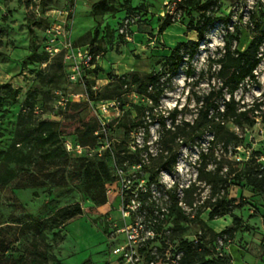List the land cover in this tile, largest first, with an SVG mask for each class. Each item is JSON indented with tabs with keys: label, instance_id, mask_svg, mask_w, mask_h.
I'll return each instance as SVG.
<instances>
[{
	"label": "rangeland",
	"instance_id": "374dc122",
	"mask_svg": "<svg viewBox=\"0 0 264 264\" xmlns=\"http://www.w3.org/2000/svg\"><path fill=\"white\" fill-rule=\"evenodd\" d=\"M99 1L78 0L73 4L68 0H41L40 10L36 11L33 0H0V86L10 88L0 90V255L5 264H33L34 247L56 259L47 264H129L115 251H125L130 246L138 257L135 264H150L138 249L154 256L152 264H176L180 256L176 238L179 231L155 235L156 224L171 222L178 207L189 215L215 200L209 199L207 187L196 181L197 158L207 148L209 136L181 146L174 169L163 171L155 180L139 166H131L128 155H122L117 178L105 182L106 203L96 205L86 189L80 188L79 168L85 162L94 166L97 160L115 168L104 130L97 132L102 135L95 145L82 149L80 154L70 153L64 147L67 141L74 140L71 135L61 136L58 143L39 149L31 136L19 141L22 125L17 116L20 111H27L25 101L29 93L33 94V126L45 120L58 123L68 119L65 106L69 102L87 103V109L76 108V112L84 116L91 111L101 126H115L111 139L118 146H126L132 152L136 144L154 152L161 123L166 127L172 123H192L197 108L195 96L208 92L210 86L220 85L215 76V61L221 57L224 43L236 35L235 30L238 41L231 43L239 51L260 35L264 29V0H219L214 15L223 18L231 14V20L227 25L216 23L190 68L183 63L170 81H166V69L161 64L177 42L196 40V34L186 32L185 25L195 23L198 15L175 11L174 24L157 36L165 16L164 4L169 0H105V5L92 16L90 6ZM65 8L72 12L66 31L73 44L90 43L102 55V72L87 74L81 84H73L65 76L57 77L58 54L47 53L48 44L45 46L42 40L43 24L55 22L54 11ZM37 21L42 23L33 26ZM94 31L97 35L92 41ZM32 42L37 46L38 58L47 54L44 63L40 64L35 56L25 59ZM15 51L26 52V56L15 57ZM260 54L264 55V45ZM186 70L192 72L190 77ZM132 71L164 74V92L157 105L125 87L120 95L109 100L93 101L87 97L86 82H90L92 92H99L109 83L108 74L119 78ZM255 75L256 83L244 82L234 94L235 101L240 105L262 104L260 108L264 110V61ZM10 90L19 93L13 98ZM136 108L144 110V115L140 116L141 123L133 125L138 118ZM118 123L134 126L127 144L123 140L124 127L118 128ZM226 127L244 139L235 151L228 148L230 160L247 161L255 153L257 162L264 165V121L256 119L253 127L237 128L231 123ZM63 150L65 155L61 154ZM50 155L53 156L49 158ZM211 167L209 164L207 170ZM192 184L194 187L185 195ZM228 196L244 204L233 211L242 226L231 234L218 235L231 225L232 219L224 216L209 221L206 209L200 219L217 235L207 233L205 237L212 248L210 257L218 258L221 264H264V197L236 187L229 188ZM77 205L82 215L53 230L41 227L61 210ZM168 226L169 223L163 228ZM181 226L185 228L183 240L195 241L200 235L193 223L182 222ZM129 235L134 236V244H129Z\"/></svg>",
	"mask_w": 264,
	"mask_h": 264
},
{
	"label": "trees",
	"instance_id": "16d2710c",
	"mask_svg": "<svg viewBox=\"0 0 264 264\" xmlns=\"http://www.w3.org/2000/svg\"><path fill=\"white\" fill-rule=\"evenodd\" d=\"M104 5L105 0H100L92 4L90 8L92 16H95L97 10ZM219 6V0H179L177 2V11H191L198 15V20L195 23L190 21L185 25L186 32L196 34V40L177 42L171 49L169 55L161 64V67L166 69L165 74L168 76L166 81H170L177 75L183 63L186 64L187 69L190 68L191 62L198 54L201 44L206 40L207 34L216 23L220 22L227 25L231 20V14L223 18L214 15V9H218ZM39 23H42V21L34 22L33 26L37 27ZM173 24L172 17L165 15L158 27L156 35L161 36ZM47 26L48 24H43V30ZM255 27H258L256 22ZM32 29L30 27L31 34L33 35ZM235 31L236 35L232 38V41L237 42L239 34L238 30ZM96 35V31H94L92 41H94ZM42 40H44L46 46L47 37L44 33H42ZM232 41L227 40L224 43L222 55L215 61L218 65L215 76L219 80L220 85L210 86L208 92L195 96L194 100L197 108L196 116L192 123L182 122L178 125L172 123L168 127L165 126L164 122L161 123L154 152L149 151L147 146L140 148L136 144L132 146V152L126 146L124 148L120 145L118 146L111 139V136L116 130L115 126H112V124L101 126L91 111L84 116H79V113L76 112V108H80L81 110L87 109V103L81 105L71 102L67 103L65 110L69 120L66 119L58 123L45 120L33 126L32 115L34 103L30 102L33 96L32 93H29L25 101L27 111H20L17 116L18 124L22 125L19 141L31 136L37 147L43 149L46 146H52L58 143L61 136L71 135L74 137V140L70 141L71 144L73 146L79 145L84 149L95 145L98 137L102 135L97 132L103 129L104 136L108 141L107 149L115 159V168L107 166L102 160H97L94 166L85 162L79 168V173L82 176L80 188L86 189L89 199L96 205H103L106 203L105 182H113L117 178L118 165L121 164L120 161L124 155H128L131 166H139L140 170L145 172L150 179L155 180L160 178L163 171L174 169L181 146L194 143L197 140L201 141L209 136L207 148L201 150L197 158L196 181L203 183L207 187L209 199L215 197L213 204H205L198 207L194 210V214L189 215L178 207L174 212V218H172L171 222L164 220L160 224H156L154 230L155 235H164L168 231H179V236L176 237L177 253L180 255L177 264H221L218 258L210 257L212 255V248L208 247L205 237L207 233L212 237H216L217 235L200 219L201 214L206 209L209 210L207 214L209 221L229 216L232 219L231 225L218 235L231 234L242 226L241 219L233 211L241 209L244 204L241 202L237 203L235 199L229 198V188L236 187L241 191H247L254 195L264 197V165L257 162V154L255 153H252L247 161L232 162L228 155V148L235 151L236 148L243 145L244 139L242 135L232 132L226 127L227 123H231L237 128H241L244 125L253 127L256 119L260 118L261 121H264V110L260 108L262 104L253 102L250 105H240L235 101L234 97L235 92L244 82L256 83L257 81L255 70L264 61V55L260 54L261 46L264 45V29L261 30L259 36H254L250 40L243 51L234 48L231 43ZM47 53L50 52L48 51ZM37 55V46L32 42L25 59L35 56L40 64L46 61L47 54L39 58ZM55 58L58 59L56 65L59 69V74L57 77L65 76L68 79L62 54L56 55ZM101 72V64H95L92 69L85 72L84 79L87 78V74H100ZM186 73L189 77L192 75L190 70H186ZM163 75L132 71L119 78H113L108 74L109 83L100 89L99 92H92L91 86L89 85L90 82H86V94L93 101L109 100L120 95L125 87L137 95L147 98L153 105H157L164 92L163 86L161 85ZM5 88H9V86H0V90ZM18 93V90H10V96L13 98ZM226 96L228 97L226 98ZM136 109L138 111V118L133 122V125L141 123L140 116L144 115V110H140V108ZM133 125L127 126L124 123L117 124L118 128L124 127L123 140L125 144L130 139ZM54 152L56 150H53L52 153L54 154ZM61 154L65 155V151L63 150ZM52 156L50 155L48 157L51 158ZM209 164L212 167L207 170ZM193 187L194 184L185 190V195ZM82 213L78 205L74 208L63 209L56 216L48 220L46 225L41 224V227L46 226L48 230H53L64 222L78 215H82ZM182 222L193 223L199 228L200 235L195 241H187L181 238L182 232L185 231V228L181 226ZM168 223L170 226L164 229L163 227ZM40 233L42 234V231ZM1 249L2 244L0 243ZM137 252L145 254L147 262L154 260V256H151L149 252H144V249H138ZM33 253L35 256L33 264H47L46 262L48 260L52 262L56 261L53 256L47 252L38 251L36 247H34ZM0 264H5L4 257L1 255Z\"/></svg>",
	"mask_w": 264,
	"mask_h": 264
},
{
	"label": "built area",
	"instance_id": "2783aa9c",
	"mask_svg": "<svg viewBox=\"0 0 264 264\" xmlns=\"http://www.w3.org/2000/svg\"><path fill=\"white\" fill-rule=\"evenodd\" d=\"M36 3V11L40 10V0H33ZM75 4L78 0H68ZM177 2L179 0H169L164 4L166 10L165 15L172 17L177 11ZM70 8L54 11V21L51 22L44 30L47 37V51L50 54H62L63 63L66 66L68 81L73 84H81L84 81L85 72L94 67L95 64H100L102 58L101 53H96L94 47L90 44L83 46H75L66 31L67 21L71 14ZM100 106V105H99ZM65 148L70 153L80 154L82 149L79 145L73 146L67 141ZM129 244L135 243V238L132 235L128 236ZM115 253H120L129 264H135L138 261L136 251L130 246L127 250L117 249ZM179 259V257H178ZM178 262V260L176 261ZM153 262H150L152 264ZM177 264V263H176Z\"/></svg>",
	"mask_w": 264,
	"mask_h": 264
},
{
	"label": "crops",
	"instance_id": "0c3cea01",
	"mask_svg": "<svg viewBox=\"0 0 264 264\" xmlns=\"http://www.w3.org/2000/svg\"><path fill=\"white\" fill-rule=\"evenodd\" d=\"M94 4V3H93ZM91 7V6H90ZM91 11V10H90ZM26 56V52H19V51H15V57H24ZM103 67V66H102Z\"/></svg>",
	"mask_w": 264,
	"mask_h": 264
}]
</instances>
